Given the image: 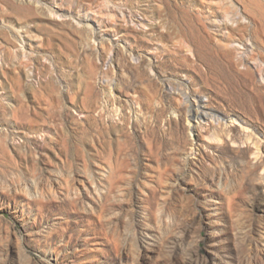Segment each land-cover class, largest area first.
Segmentation results:
<instances>
[{
	"label": "rangeland",
	"instance_id": "1",
	"mask_svg": "<svg viewBox=\"0 0 264 264\" xmlns=\"http://www.w3.org/2000/svg\"><path fill=\"white\" fill-rule=\"evenodd\" d=\"M0 264H264V0H0Z\"/></svg>",
	"mask_w": 264,
	"mask_h": 264
},
{
	"label": "bare ground",
	"instance_id": "2",
	"mask_svg": "<svg viewBox=\"0 0 264 264\" xmlns=\"http://www.w3.org/2000/svg\"><path fill=\"white\" fill-rule=\"evenodd\" d=\"M41 1V3L43 4V5H45L46 6V4L48 3V2H50V0H40Z\"/></svg>",
	"mask_w": 264,
	"mask_h": 264
}]
</instances>
